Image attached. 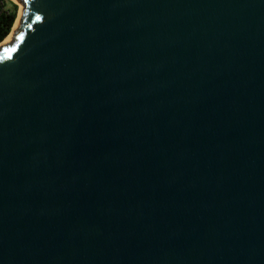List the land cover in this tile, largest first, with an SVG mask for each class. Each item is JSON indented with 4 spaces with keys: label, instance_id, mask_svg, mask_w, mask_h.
<instances>
[{
    "label": "water",
    "instance_id": "95a60500",
    "mask_svg": "<svg viewBox=\"0 0 264 264\" xmlns=\"http://www.w3.org/2000/svg\"><path fill=\"white\" fill-rule=\"evenodd\" d=\"M13 1L0 264H264V0Z\"/></svg>",
    "mask_w": 264,
    "mask_h": 264
},
{
    "label": "trees",
    "instance_id": "16d2710c",
    "mask_svg": "<svg viewBox=\"0 0 264 264\" xmlns=\"http://www.w3.org/2000/svg\"><path fill=\"white\" fill-rule=\"evenodd\" d=\"M17 15V6L9 0H0V43L9 35Z\"/></svg>",
    "mask_w": 264,
    "mask_h": 264
},
{
    "label": "bare ground",
    "instance_id": "6f19581e",
    "mask_svg": "<svg viewBox=\"0 0 264 264\" xmlns=\"http://www.w3.org/2000/svg\"><path fill=\"white\" fill-rule=\"evenodd\" d=\"M21 10H22V7H21V5H19V10H18V13H17V15H16V19H15V22H14V24H13V27H12V29H11L9 35L3 40L2 43H0V46H4V45H6L8 42L11 41V39H12L14 33H15L16 30H17V26H18V23H19Z\"/></svg>",
    "mask_w": 264,
    "mask_h": 264
},
{
    "label": "rangeland",
    "instance_id": "374dc122",
    "mask_svg": "<svg viewBox=\"0 0 264 264\" xmlns=\"http://www.w3.org/2000/svg\"><path fill=\"white\" fill-rule=\"evenodd\" d=\"M12 4H15L17 6V13H18V10H19V4H16L13 0H9Z\"/></svg>",
    "mask_w": 264,
    "mask_h": 264
},
{
    "label": "snow or ice",
    "instance_id": "6c2138e0",
    "mask_svg": "<svg viewBox=\"0 0 264 264\" xmlns=\"http://www.w3.org/2000/svg\"><path fill=\"white\" fill-rule=\"evenodd\" d=\"M24 3L27 4L28 0H24ZM36 19L39 20V19H41V17L37 16Z\"/></svg>",
    "mask_w": 264,
    "mask_h": 264
}]
</instances>
